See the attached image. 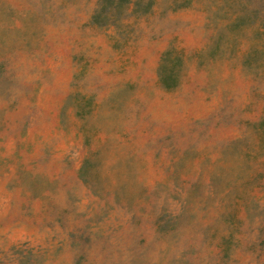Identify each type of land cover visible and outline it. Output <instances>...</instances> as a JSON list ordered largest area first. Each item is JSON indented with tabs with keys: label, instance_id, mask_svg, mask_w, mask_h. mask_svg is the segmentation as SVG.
I'll use <instances>...</instances> for the list:
<instances>
[{
	"label": "rangeland",
	"instance_id": "1",
	"mask_svg": "<svg viewBox=\"0 0 264 264\" xmlns=\"http://www.w3.org/2000/svg\"><path fill=\"white\" fill-rule=\"evenodd\" d=\"M0 264H264V0H0Z\"/></svg>",
	"mask_w": 264,
	"mask_h": 264
}]
</instances>
